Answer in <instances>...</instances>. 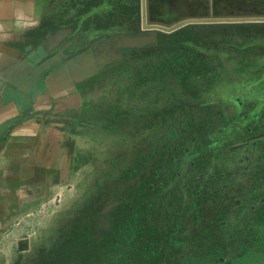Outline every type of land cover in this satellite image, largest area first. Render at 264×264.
I'll list each match as a JSON object with an SVG mask.
<instances>
[{
  "label": "rangeland",
  "instance_id": "rangeland-1",
  "mask_svg": "<svg viewBox=\"0 0 264 264\" xmlns=\"http://www.w3.org/2000/svg\"><path fill=\"white\" fill-rule=\"evenodd\" d=\"M52 1L99 74L0 264H264V0Z\"/></svg>",
  "mask_w": 264,
  "mask_h": 264
},
{
  "label": "crops",
  "instance_id": "crops-1",
  "mask_svg": "<svg viewBox=\"0 0 264 264\" xmlns=\"http://www.w3.org/2000/svg\"><path fill=\"white\" fill-rule=\"evenodd\" d=\"M52 0H0V226L18 195L68 179L67 147L85 88L99 74L94 45L68 40Z\"/></svg>",
  "mask_w": 264,
  "mask_h": 264
},
{
  "label": "trees",
  "instance_id": "trees-1",
  "mask_svg": "<svg viewBox=\"0 0 264 264\" xmlns=\"http://www.w3.org/2000/svg\"><path fill=\"white\" fill-rule=\"evenodd\" d=\"M250 259V256L249 255H247V254H243L242 256H240V257H238V258H236L235 259V263H233V264H247V260H249Z\"/></svg>",
  "mask_w": 264,
  "mask_h": 264
}]
</instances>
